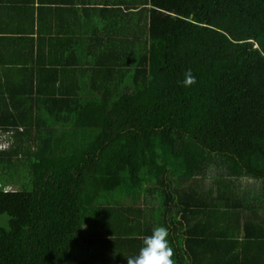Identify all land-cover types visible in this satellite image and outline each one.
<instances>
[{
  "label": "trees",
  "instance_id": "trees-1",
  "mask_svg": "<svg viewBox=\"0 0 264 264\" xmlns=\"http://www.w3.org/2000/svg\"><path fill=\"white\" fill-rule=\"evenodd\" d=\"M133 5L0 115V264H127L161 226L175 264H264V0Z\"/></svg>",
  "mask_w": 264,
  "mask_h": 264
},
{
  "label": "crops",
  "instance_id": "crops-1",
  "mask_svg": "<svg viewBox=\"0 0 264 264\" xmlns=\"http://www.w3.org/2000/svg\"><path fill=\"white\" fill-rule=\"evenodd\" d=\"M137 1L0 0V115L24 113L20 104L24 98L17 96L15 90L29 79L43 83L56 76L76 89L74 82L79 74L73 72L72 65L55 64L58 55L82 49L89 50L96 61L101 60L106 52V38L111 43L109 49L118 50L115 45L123 33L122 19L114 9L129 11L126 8L137 7L133 5ZM131 26L130 23V32H135V25L133 29ZM83 84L87 87L86 81ZM13 131H5L0 125V150L14 144Z\"/></svg>",
  "mask_w": 264,
  "mask_h": 264
},
{
  "label": "clouds",
  "instance_id": "clouds-1",
  "mask_svg": "<svg viewBox=\"0 0 264 264\" xmlns=\"http://www.w3.org/2000/svg\"><path fill=\"white\" fill-rule=\"evenodd\" d=\"M194 82L190 70L185 72V79L181 82L184 86ZM168 230L161 226L151 231L150 235L142 238L141 246L137 253L126 258L127 264H175L173 250L168 240Z\"/></svg>",
  "mask_w": 264,
  "mask_h": 264
},
{
  "label": "rangeland",
  "instance_id": "rangeland-1",
  "mask_svg": "<svg viewBox=\"0 0 264 264\" xmlns=\"http://www.w3.org/2000/svg\"><path fill=\"white\" fill-rule=\"evenodd\" d=\"M211 182L212 180L209 178L204 180V185H205L204 187L208 188V186H212ZM15 188H18V185L12 184L11 186L6 187V189H15ZM4 219H5V216L2 217V220Z\"/></svg>",
  "mask_w": 264,
  "mask_h": 264
}]
</instances>
